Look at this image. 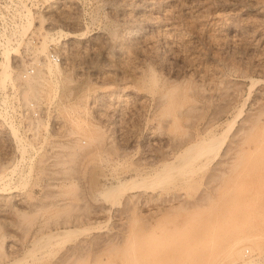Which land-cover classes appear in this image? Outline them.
<instances>
[{"label": "rangeland", "instance_id": "374dc122", "mask_svg": "<svg viewBox=\"0 0 264 264\" xmlns=\"http://www.w3.org/2000/svg\"><path fill=\"white\" fill-rule=\"evenodd\" d=\"M45 1L0 0V61L3 44L9 39L8 45L15 47L14 39L25 24L22 2L33 15L24 37L29 43L18 46V61L11 62L13 67L19 63L15 82L11 78L0 84V102L33 101L27 99L31 93L22 94L19 85L25 79L20 71L35 67L32 48L45 35V28L38 26V18L46 15ZM71 1L77 6L73 20L66 24L55 21L51 28L59 31L49 30L45 38L60 57L58 52L63 46L72 47L69 50L74 59L73 66L66 65L62 77L52 78L51 86L38 100L48 107L50 122L46 136L37 134L32 139L39 153L27 156L29 147L23 152V163H17L20 151L0 111L7 122H0V172L10 177L11 185L4 188L0 181V264H208L206 257H214L219 232L229 222L227 218L224 224L220 218L224 226L218 221L219 229L201 230L197 237L203 216L214 207L209 202L203 204L199 197L209 193L217 201L223 197L224 187L232 184L234 170L228 165L231 154L227 159L222 155L235 131L247 135L254 130L249 114L255 98L264 103V68L256 71L252 66L264 64V0H184L200 8L202 17L172 9L173 31L184 40L180 53L188 57L166 61L155 34L156 28L165 26L164 21L145 25L142 34L146 40L140 43L118 40L126 28L118 12L141 0ZM148 2L155 7H169L163 0ZM77 37L79 42L73 46ZM149 73L156 79L155 86L144 88L141 81ZM171 88L187 95L176 106L174 121L157 102L158 96ZM118 93L126 101L119 103ZM71 117L77 124L100 127L99 141H90L84 134L86 138ZM207 131L221 132L224 141L219 139L217 155L189 172L188 179L136 178L135 173L145 175L167 159V151ZM62 142L78 146L76 154L69 156L65 149L66 153L53 158L52 151L58 147L55 143ZM14 148L17 156L9 161ZM13 166L20 167L21 178L17 171H9ZM212 172L219 176L211 178ZM119 181L127 184L125 189L110 198L106 190ZM217 183L220 189L216 190ZM229 205L224 207L228 217L235 208ZM64 226H72L76 234L59 243L48 238L49 233ZM259 263L263 264L261 260Z\"/></svg>", "mask_w": 264, "mask_h": 264}, {"label": "bare ground", "instance_id": "6f19581e", "mask_svg": "<svg viewBox=\"0 0 264 264\" xmlns=\"http://www.w3.org/2000/svg\"><path fill=\"white\" fill-rule=\"evenodd\" d=\"M148 1L141 0L139 2H131L130 7L122 8L118 12V16L121 18L123 24L126 25V28L124 30H122L125 32L124 33L121 32L119 34L118 40L120 42L130 43V44L132 42H133V44L135 42L140 43V41H143V39H145V38H143L144 33L142 34L143 27L145 25H148L151 23L152 24L153 23L159 24L162 21H164L165 26H163L162 29L156 28V33H155L160 45L164 49L165 58L164 57L163 58L165 59V61L170 59V58L171 59H181V60L184 59L185 60V58H187L188 56L185 57L186 56L185 54H184L185 55L184 56L180 53V51L182 50V48L180 50V47H181L180 45L182 43H184V40H183V38L178 36L180 33L177 35L173 31V29H174L173 27H175L173 25L175 23L173 24V22L171 21V19H172L171 11H172V9H178L183 14H185L187 16H191V17H196L197 15L200 16L203 12H201L200 8H195L191 4L185 2L184 0H163L164 3H166L169 6L168 8H166V7L165 8L164 7H161V8L155 7L151 3H149ZM191 1L200 2L201 0H191ZM256 4H258V3H256ZM21 6L23 8V15L25 17V24L21 25V30H19V32L17 33V36L14 39L16 42L15 47L8 45V43H11V42H9L10 41L9 39H7L6 44H3L2 59L0 61V84H3L7 79H11V78L15 82V79H16L15 77L18 73L17 67H18L19 63L14 64V67H13L11 65V62L12 61L15 62L16 59L18 61V58H16L19 55L18 46L21 43H25V44L29 43V41H26L24 39V37H25L26 31H27V27L32 23L33 15H32L30 8L24 2L21 3ZM76 9H77V6L71 0H55V2H53V3H52V0H51V2H50V0H47V2H46V15L40 16L38 18V22H39L38 26H39V28H42V29L45 28V30H44L45 35H42L41 43L39 45L35 46L34 48H32V55H33V59L35 61V67H36L37 72L32 77L25 79L24 82L19 85L21 87L22 94L23 93L25 94V92L31 93V95H29V97L27 96V99L31 98V99H33V101L37 102L40 99L42 91H44L47 87L49 88V86H51V82L53 80L52 78L56 79V78L62 77V74L64 72V68L66 67L67 64L68 65L70 64L73 66V59H74L73 57L74 56L73 57L71 56V51L69 50L72 47H70L69 49H67L65 46H63V48L60 47L61 50L58 53L61 55L62 60L60 62H52L51 60H49L47 58L48 52L51 49V47L48 46L45 38L47 37L48 34H50L49 30L53 29L51 27L54 26L55 21L57 23L59 20L65 24L68 22H71L73 20L72 14L74 13V11H76ZM217 15H219V14H217ZM201 17H202V15H201ZM201 28H202V26H201ZM53 30H55V29H53ZM58 31L59 30H55V32H58ZM40 34H42V32H40ZM214 38H217V37H214ZM79 39H80V37H77L76 39H74V41L72 42L73 46L77 45L76 43L79 42ZM212 39H213V37H212ZM237 40H239V39H237ZM137 46H138V44H137ZM182 46H183V44H182ZM186 46H187V44H186ZM184 48H185V46H184ZM262 48H263V46H262ZM136 51H137L138 56L142 54V51L140 49L137 48ZM117 53H118V51H117ZM260 54L261 55H259V56L261 57L262 56V50H261ZM126 57H127V55H126ZM140 58H142V57H140ZM255 60L259 61L258 59H255ZM262 61H263V59H262ZM76 64H77V66H79V64L77 62L75 63V65ZM263 65L264 64L257 62V63H254L252 66H254V68L257 69L256 71H258V70L264 68ZM23 67H25V66L23 65ZM194 67H195V65H194ZM202 69H204V68L202 67ZM207 70H208V68H207ZM207 76H208V74H207ZM126 77H128V76H126ZM155 82H156V79H155L154 75L149 73V77L147 76V79H143L141 81V86L144 88H151V87L155 86ZM262 82H264V81H262ZM196 83H198V82H196ZM198 88H200V87H198ZM135 89H136V87H135ZM173 90H174V88L168 89L166 91L164 90L157 98V102L159 105H161V107L163 108V111L169 113L172 116V121H174L178 115L177 109H175L176 106L181 105L182 102L184 100H186V97H187V95L184 92H178V90L177 91L176 90L173 91ZM210 90H212V89H210ZM24 94H23V96H25ZM47 95H48V93H47ZM49 95H50V93H49ZM261 95H262V93H261ZM45 97H47V96H45ZM49 98H50V96H49ZM116 100L119 101V103L121 101H126L125 97L119 93H118ZM204 102H206V101H204ZM221 102H223V101H221ZM263 102H264V100H263ZM108 106H109V104H108ZM189 106H191V104ZM250 108H251V113L249 115H250L251 125L253 126L254 130L249 128L250 130H253V131L249 130L250 133L247 134V132H246L247 135H243L244 133H242V130L235 131L231 137V141L227 145V147L224 150V153L222 155L223 158L227 159V157H228L227 155L231 154L232 158H230V160L228 161V165L231 168H233L232 170H234V176H233L232 184L227 185L226 187H224V185H223V187H224L223 194H222L223 197L220 199L217 198L218 199L217 201H215V198H213L209 193L203 194L202 196L199 197V200L204 202L203 204L209 202L214 207H213V210L211 212H209L205 216H203V224H202L201 229L200 230L196 229L198 231L197 237H198V235L201 234V233H199L201 230H205V229L208 230L209 228H212V227L219 229V225L216 226L217 225L216 222H218V221H219V224H221L222 226H224L222 223H224V224L226 223L225 221L227 218H228V222H229V224L226 223V226L224 227L223 231L219 232V235H218L219 241H216L215 245L213 246L214 249H213V255L212 256H214V257H212V258H211V256H210V258L206 257V259H209L208 264H210V263H214V264H256V262L258 260H261L264 264V116L261 117V114L264 112V103L260 104L259 100H257L255 98V100L252 102ZM70 120L73 121L74 122L73 124H76V126L78 125V129L80 130V132H82L83 135L85 134L90 139V141H93V140L96 141V139L99 141V131H101V130H99L98 128H100V127H97L93 124L92 125L88 124L86 122H84L83 124H80V122H79L77 124L78 121L76 122L74 120V118L72 119V117L70 118ZM53 121H54V123L57 122L56 116L53 118ZM7 122H8L7 124L9 125L8 127L10 130V135L13 137V139L15 141L16 148L19 149V151H20V154H19L20 158H18V160H17V163H19L18 161H21V162L24 161V159H23L24 156H22L24 150H26L29 147H32V149H33L34 143L32 142V139L37 134H39L41 129H45L47 131L49 129V126H48L49 124L37 123L36 125H33L30 128V132L33 135V137L30 139H27V138L23 137L22 135H20L16 125H14L10 121H7ZM243 124H245V123H243ZM78 129H76V130H78ZM226 129H224V130H226ZM80 132H77V133H80ZM222 135L224 136V133H222ZM221 137H222L221 132L215 133L213 131L212 132L207 131L204 134L190 138L187 141H185L183 139L185 142L178 145V147L176 149L173 150V148H172L171 151L169 150L167 152L164 150L166 152L165 157L167 159L164 158V160H162V162L158 163L154 167H151V171L147 172L145 175H142L140 173H135L136 178L138 177V179H140V180H143L145 178H150L152 180L153 179L154 180L163 179V180H167V181L169 179H173V180H177V181H180V180L182 181V179L186 180V179H188L189 172H191L195 168L201 167L202 165H204L205 163H207L211 159H213L214 155L217 153V151H219L218 150L219 146H220L219 144L221 143V140H219V139H223ZM225 137H226V134H225L224 138ZM75 141H73V142L75 143V145H77V143ZM223 141H224V139L222 140V142ZM176 144H177V142H176ZM55 145H58V147L56 146L57 148L55 147L54 152L52 151V157L53 158H56L57 156L59 157V155H63V153H66V152H67V155L73 156L78 151V146L77 147L75 145L73 146V144H71V143H69V144L65 143L64 144L62 142V143H58V144L55 143ZM62 148H63V150H62ZM170 148H171V146H170ZM65 149H66V152H64ZM166 150H168V149H166ZM161 154H163V153H161ZM157 160H158V158H157ZM57 161H60V160H57ZM223 161H225V160H223ZM21 164L19 166H21ZM19 166H16V167L13 166L10 170L9 169L8 170L10 172H13V173L17 171L16 174L18 175V177H20L21 172L18 171V169H20ZM6 175L7 174L0 172V181L3 184V187L8 189L11 187V185L9 184V181H8L10 179V177H6ZM218 176H219V174H217L216 172H212L210 175V177L213 179H216ZM138 179H136V180H138ZM220 180H221V178H220ZM215 181H217V180H215ZM126 185L127 184L124 181H119V183L116 184V186L112 187L111 189H107L105 194L108 195L110 198H112L113 196H115L116 192H119L120 190L125 189ZM214 187L217 190L220 186L217 183L216 185H214ZM214 196H215V194H214ZM199 203L200 202H198L197 204H199ZM194 204L192 206H194ZM229 204L233 205L235 207L234 210H232L233 213L230 212L231 213L230 217H228L229 216L228 214H225V209L227 207L224 208L225 206H227ZM179 207L182 208L181 206H179ZM211 209H212V207H211ZM220 218L224 219L222 221V223H220L222 220ZM175 219H176V217H175ZM243 223H245V224H243ZM54 227L55 226H53V228ZM73 233H75V229L72 228V226H64L63 228H59L58 230H55L52 233H49L48 238L53 240V242H55V243H59V242L66 241L70 236L73 235ZM246 248H247V251L249 252L248 254L244 253L246 251L245 250ZM8 264H11V263H8ZM259 264H262V263H259Z\"/></svg>", "mask_w": 264, "mask_h": 264}, {"label": "built area", "instance_id": "2783aa9c", "mask_svg": "<svg viewBox=\"0 0 264 264\" xmlns=\"http://www.w3.org/2000/svg\"><path fill=\"white\" fill-rule=\"evenodd\" d=\"M47 58L51 60L52 62H60L62 58L53 50L50 49L48 52ZM35 67H26L25 69H22L20 71V76L22 79H26L30 76L35 75L36 71L34 69ZM0 111L3 113L4 118L6 117L7 121L12 122L14 125L17 126L18 132L20 135H22L25 138H32L33 135L30 132V128L33 125H36L37 123H48V107L44 106L41 102L27 100V101H19L17 99H11L9 102H0ZM0 122L4 123L6 125V121L0 117ZM8 128V126L6 125ZM9 130V128H8ZM46 130L41 129L39 132V135L46 136ZM13 139V137H12ZM14 145L15 141L12 140ZM35 148H29L27 150V156H30L32 154L39 153L38 150ZM32 149V150H31ZM13 151V150H12ZM30 155H29V154ZM11 158L9 161L15 159L17 156V151L14 148V151L11 152ZM7 163V162H6Z\"/></svg>", "mask_w": 264, "mask_h": 264}]
</instances>
